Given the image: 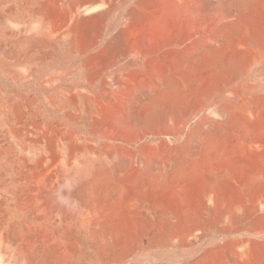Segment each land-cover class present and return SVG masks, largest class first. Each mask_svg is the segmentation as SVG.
<instances>
[{"label": "bare ground", "instance_id": "6f19581e", "mask_svg": "<svg viewBox=\"0 0 264 264\" xmlns=\"http://www.w3.org/2000/svg\"><path fill=\"white\" fill-rule=\"evenodd\" d=\"M46 1L0 0V76L14 82H0V264H119L128 254V264H145L175 227L200 237L198 216L158 205L154 192L166 186L161 163L185 166L202 148L215 159L212 186L237 174L249 186L263 183V86L234 93L194 126L191 111L161 133L153 120L197 91L206 80L197 74L213 80L249 55L264 68V28L250 20L264 0H122L117 12L115 0H53L62 19ZM104 23L107 51L130 56L106 85L87 86L100 72L94 57L69 74L85 84L77 91L47 74L52 60L71 59ZM152 33L164 57L149 66ZM27 76L51 86L46 101L24 90ZM233 133L243 139L223 148ZM202 200L210 212L228 206L212 190ZM252 208L264 210V198ZM232 210L239 215L241 203ZM156 217L164 223L158 232ZM249 250L244 243L240 253Z\"/></svg>", "mask_w": 264, "mask_h": 264}, {"label": "rangeland", "instance_id": "374dc122", "mask_svg": "<svg viewBox=\"0 0 264 264\" xmlns=\"http://www.w3.org/2000/svg\"><path fill=\"white\" fill-rule=\"evenodd\" d=\"M45 7L56 19L65 16L64 10L53 0H47ZM115 8V12L123 9V1L115 0ZM250 20L257 29L264 28V8L252 14ZM105 23L107 24V21ZM105 23L77 46L71 59L52 60L47 74L54 73L60 78H66V85L77 91L85 84L78 85L69 74L86 59L94 57L101 60L100 72L94 83L87 86L106 85L130 60V56L124 51L115 53L107 51ZM148 45L152 51L150 56L145 58L149 66L162 62L164 55L156 45L154 33L151 34ZM258 58L249 55L240 67L223 72L213 80H210L206 74L195 75V79L204 77L206 80H202L200 89L198 88L188 100H173L172 111L168 117H155L153 120L155 133L177 127L182 122V116L189 111H191L189 127L194 126L204 115H217L216 109L226 103V98L257 85L263 86L258 97L264 98V68L258 66ZM0 82L14 83L9 76H0ZM22 84L27 93L40 97L43 101H46V95L52 89L50 85L46 88L42 87L36 76L25 77ZM188 130L189 128L182 132V139L185 138ZM85 131L84 133H87ZM165 137L168 139L167 136ZM241 139H243L242 133H233L226 136L221 145L223 148L232 149ZM168 140L174 147L180 143V141ZM214 164V156L203 148L197 150L196 160L185 166L167 168L164 163L160 164L159 169L166 170L167 181L164 188L155 190L154 201L160 206L175 210L186 208L196 217L198 216L194 227L200 228L202 232L200 237H196L189 232L187 226L171 229L167 242H156L152 246L145 264H264V210L255 211L252 208L255 199L264 198V181L256 186H249L245 175L237 174L233 180L212 186L211 168ZM210 190L222 196L228 206L217 207L210 212L202 200V195ZM234 203L242 205L239 215L232 210ZM162 228L164 223L156 217L155 230L158 232ZM244 243L248 244L250 250L241 255L240 250ZM131 259L132 255L128 254L119 264H128Z\"/></svg>", "mask_w": 264, "mask_h": 264}]
</instances>
